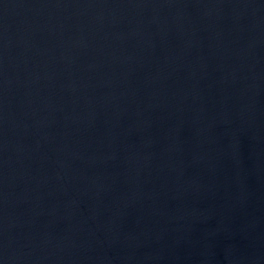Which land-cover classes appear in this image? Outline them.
Segmentation results:
<instances>
[{"label": "water", "instance_id": "1", "mask_svg": "<svg viewBox=\"0 0 264 264\" xmlns=\"http://www.w3.org/2000/svg\"><path fill=\"white\" fill-rule=\"evenodd\" d=\"M0 264H264V0H0Z\"/></svg>", "mask_w": 264, "mask_h": 264}]
</instances>
